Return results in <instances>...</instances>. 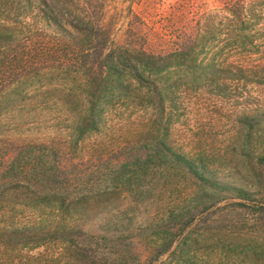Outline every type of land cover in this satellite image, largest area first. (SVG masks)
I'll list each match as a JSON object with an SVG mask.
<instances>
[{
	"label": "rangeland",
	"instance_id": "obj_1",
	"mask_svg": "<svg viewBox=\"0 0 264 264\" xmlns=\"http://www.w3.org/2000/svg\"><path fill=\"white\" fill-rule=\"evenodd\" d=\"M93 1L89 12L101 26L104 55L124 47L129 51L122 57L136 61L138 51L167 55L198 41L201 17L226 10L235 0H102L96 8ZM232 27L223 20L206 46L198 49L202 67L187 62L174 65L168 73L173 84H157L168 88L170 100L163 113L154 98L156 84L135 83L110 100L105 124L85 135L81 151L72 158L85 180L92 183L98 177V185L104 188L112 166L118 167L129 152L154 154L155 136H159L172 149L205 164L218 179L264 201V119L258 118L261 121L253 129L243 121L264 112V84L254 74L264 62V17L239 25L252 43L234 44ZM213 62L215 67L209 68ZM230 65L242 71L233 76L235 67ZM44 70L28 76L24 106L4 115L5 132L21 128L32 136L68 134L72 122L63 103L85 104L82 82L61 71L48 75L49 70ZM149 86L152 91L146 97ZM143 136L146 139L139 147L136 143ZM154 161L141 171L125 167L110 197L112 203L86 223L89 235L101 238L90 264H264V213L256 210L263 203L240 208L234 205L240 199L233 195L200 203L210 195L208 189L164 156ZM189 215L195 221L182 232L185 224L177 219ZM209 228L218 231H211L212 237L200 236ZM184 244L189 247L183 248ZM54 252V246H39L7 258L0 249V264H56L51 258Z\"/></svg>",
	"mask_w": 264,
	"mask_h": 264
},
{
	"label": "trees",
	"instance_id": "obj_2",
	"mask_svg": "<svg viewBox=\"0 0 264 264\" xmlns=\"http://www.w3.org/2000/svg\"><path fill=\"white\" fill-rule=\"evenodd\" d=\"M90 2L0 0V249L7 258L24 248L54 246L51 258L56 264H90L97 256L101 238L89 235L86 223L112 203L110 197L116 193V185L126 173L125 167L141 171L161 155L167 163L180 166L210 191L200 203L233 195L240 199L234 204L240 208H250L253 202L264 204L254 200L251 191L218 179L205 164L172 149L159 136H155L158 144L154 154L151 151L142 154L140 150L129 152L118 167L112 166L110 182L103 189L98 185V177L90 183L84 179L83 171L72 165L85 135L100 130L105 124V112L113 97L125 94L135 83L156 84L154 98L163 113L170 100L168 88L157 84H173L169 83L168 75L171 67L184 62L201 66L197 62L198 49L206 46L207 38L223 20L234 26L231 30L234 44L252 43L250 35L244 34L239 25H249L252 19L264 17V0H235L226 10L206 13L199 20L198 41H190L181 50L167 55L138 51L136 61L122 57L129 51L124 47L104 55L101 26L89 12L93 8ZM93 3L94 8L103 5L102 0ZM208 66L213 68L215 63ZM233 66V76H237L242 69ZM20 68L22 73L18 72ZM44 69L49 70L48 75L61 71L82 82L79 85L85 104L80 100L63 103V110L72 122L68 134L32 136L21 128L5 132L1 125L4 115L24 106L28 76H37ZM254 74H259L258 81L264 84V62L259 73ZM147 88L145 94L150 97L151 88ZM260 117L264 119V112L245 117L243 121L253 129L260 123ZM145 129L149 133V125ZM145 139L143 136L136 144L141 147ZM104 195L103 201L100 197ZM263 204L256 210L264 213ZM177 221L185 224L183 232L195 218L180 216ZM214 230H203L200 236ZM188 238L190 233L186 234L187 243ZM188 247L189 244L183 245L185 249Z\"/></svg>",
	"mask_w": 264,
	"mask_h": 264
}]
</instances>
